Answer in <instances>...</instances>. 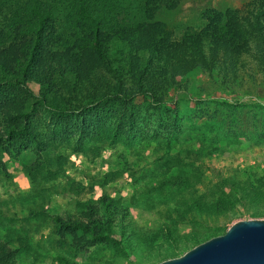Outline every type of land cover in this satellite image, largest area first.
I'll list each match as a JSON object with an SVG mask.
<instances>
[{
	"label": "trees",
	"instance_id": "16d2710c",
	"mask_svg": "<svg viewBox=\"0 0 264 264\" xmlns=\"http://www.w3.org/2000/svg\"><path fill=\"white\" fill-rule=\"evenodd\" d=\"M160 1L143 0L141 15L129 17L115 0H0V149L8 152V146L16 150L31 142L46 152L57 147L53 139L60 143L75 136L80 143L105 132L111 142H124L138 122L130 102L152 98L163 88L187 93L185 74L191 70L200 69L220 83L264 73V0H245L242 8L204 10L198 26L187 25L179 32L154 19ZM41 112L48 113L51 139H44L38 127ZM171 116L176 120V110ZM215 150L192 151L189 168L180 166L177 174L154 187L162 196L166 186L168 195L174 190L188 193L172 197L166 214L170 220L234 216L240 214L236 206L264 216V173L235 178L216 171L215 181L206 180L196 164L198 155ZM179 160L170 161L184 165ZM63 162L57 156V169L48 174L54 177ZM203 185L207 187L200 191ZM68 189L82 191L74 182ZM53 222L60 236L51 247L64 264H77L76 249L85 236L106 239L127 252L134 248L132 236L147 243L156 238L128 230L127 207L107 195L78 213L55 215ZM65 233L72 239L65 240ZM162 235L177 251L173 230L165 227ZM209 235L201 239L194 233L191 238L197 244ZM12 256V248L0 241V264Z\"/></svg>",
	"mask_w": 264,
	"mask_h": 264
},
{
	"label": "rangeland",
	"instance_id": "374dc122",
	"mask_svg": "<svg viewBox=\"0 0 264 264\" xmlns=\"http://www.w3.org/2000/svg\"><path fill=\"white\" fill-rule=\"evenodd\" d=\"M142 1L115 0L129 17L141 15ZM244 1L161 0L154 19L179 32L187 25L198 26L204 10L242 8ZM171 2L174 6L170 8ZM185 76L187 93L163 88L152 98L139 97L130 102L138 112V122L124 142H111L105 132L101 138L80 143L75 136L60 143L53 139L57 147L49 146L46 152H40L31 142L16 150L8 146V152L0 149V241L13 250L12 258L4 264H64L51 247L60 236L53 217L78 213L84 205L96 204L100 195L127 207L128 230L147 232L156 238L147 243L132 236L134 248L127 252L106 239L85 236L76 249L77 264H152L195 245L191 238L194 233L203 239L213 232H224L236 220L264 218L250 209L242 211L240 206H236L240 214L234 216H197L179 222L167 217L172 199L188 193L174 190L168 195L166 186L162 196L154 187L168 175L177 174L180 166L189 168L187 163L195 155L192 151L203 153L210 146L216 148L211 155H198L201 161L196 164L206 180H214L216 171L235 178L264 173V73L256 72L254 78L243 74L236 82L223 83L200 69ZM173 110L176 120L171 116ZM40 114L38 127L44 139H51L48 113ZM57 156L64 162L51 177L48 172L57 169ZM176 158L184 165H172ZM71 182L82 191L69 190ZM158 198L166 200L158 202ZM165 227L173 230L177 251L163 237ZM76 235L82 233L76 231ZM63 237L72 239L69 233Z\"/></svg>",
	"mask_w": 264,
	"mask_h": 264
},
{
	"label": "water",
	"instance_id": "95a60500",
	"mask_svg": "<svg viewBox=\"0 0 264 264\" xmlns=\"http://www.w3.org/2000/svg\"><path fill=\"white\" fill-rule=\"evenodd\" d=\"M154 264H264V218L236 220L224 232Z\"/></svg>",
	"mask_w": 264,
	"mask_h": 264
}]
</instances>
